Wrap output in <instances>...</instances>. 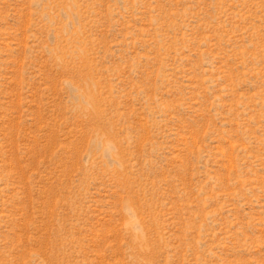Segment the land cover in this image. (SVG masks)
<instances>
[{"label":"rangeland","instance_id":"374dc122","mask_svg":"<svg viewBox=\"0 0 264 264\" xmlns=\"http://www.w3.org/2000/svg\"><path fill=\"white\" fill-rule=\"evenodd\" d=\"M0 264H264V0H0Z\"/></svg>","mask_w":264,"mask_h":264}]
</instances>
